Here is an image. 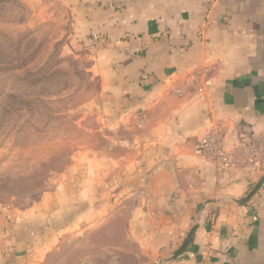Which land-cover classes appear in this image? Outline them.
Returning a JSON list of instances; mask_svg holds the SVG:
<instances>
[{"label":"crops","instance_id":"obj_1","mask_svg":"<svg viewBox=\"0 0 264 264\" xmlns=\"http://www.w3.org/2000/svg\"><path fill=\"white\" fill-rule=\"evenodd\" d=\"M48 1L86 51L110 142L42 203L49 232L59 222L94 227L111 239L103 250L153 264L198 225L164 264H264V184L248 203L230 201L249 193L264 163L222 169L198 152L214 123L225 149L264 132V0ZM29 229L0 222V264L18 263Z\"/></svg>","mask_w":264,"mask_h":264},{"label":"rangeland","instance_id":"obj_2","mask_svg":"<svg viewBox=\"0 0 264 264\" xmlns=\"http://www.w3.org/2000/svg\"><path fill=\"white\" fill-rule=\"evenodd\" d=\"M89 66L59 6L0 0V222L30 228L17 264H131L113 252L132 254L103 250L111 239L94 227L59 222L49 232L47 204L39 211L83 159L109 148L91 104Z\"/></svg>","mask_w":264,"mask_h":264},{"label":"built area","instance_id":"obj_3","mask_svg":"<svg viewBox=\"0 0 264 264\" xmlns=\"http://www.w3.org/2000/svg\"><path fill=\"white\" fill-rule=\"evenodd\" d=\"M223 140V126L212 124L199 145V154L218 168L229 170L257 168L264 163V132L251 136L233 149H225Z\"/></svg>","mask_w":264,"mask_h":264},{"label":"water","instance_id":"obj_4","mask_svg":"<svg viewBox=\"0 0 264 264\" xmlns=\"http://www.w3.org/2000/svg\"><path fill=\"white\" fill-rule=\"evenodd\" d=\"M27 1H29L32 4L33 8H37L38 6H40L42 4V0H27ZM91 104L94 105V108L97 107V101L95 98L91 101ZM263 184H264V173L261 175L259 180L256 182V184L253 186V188L249 191V193L244 198L239 199V200L230 199V201H232L233 203H235L237 205H244V204L248 203L256 195V193L259 191V189L261 188V186ZM197 227H198V225H194L189 230L188 234L186 235V237L183 240V242L181 243V245L178 247V249H176L171 254L170 257L159 259L156 262H154L153 264H164V263H170V262L174 261L186 249V247L188 246V244L192 240V237H193L194 232L197 229Z\"/></svg>","mask_w":264,"mask_h":264},{"label":"trees","instance_id":"obj_5","mask_svg":"<svg viewBox=\"0 0 264 264\" xmlns=\"http://www.w3.org/2000/svg\"><path fill=\"white\" fill-rule=\"evenodd\" d=\"M113 253H114V255L117 256L118 261H119V258H126L131 264H140L141 262L144 261V259H142V258H136L132 255H126V254L120 253L118 251H114Z\"/></svg>","mask_w":264,"mask_h":264}]
</instances>
